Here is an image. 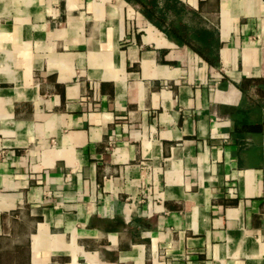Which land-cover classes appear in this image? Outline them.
<instances>
[{"label":"crops","instance_id":"obj_1","mask_svg":"<svg viewBox=\"0 0 264 264\" xmlns=\"http://www.w3.org/2000/svg\"><path fill=\"white\" fill-rule=\"evenodd\" d=\"M157 2L0 0V264H264V0Z\"/></svg>","mask_w":264,"mask_h":264},{"label":"trees","instance_id":"obj_2","mask_svg":"<svg viewBox=\"0 0 264 264\" xmlns=\"http://www.w3.org/2000/svg\"><path fill=\"white\" fill-rule=\"evenodd\" d=\"M129 2L134 1L135 3L141 5L145 10L147 16L151 20H155L159 25H167L168 28H176L172 24L166 23V13L169 10V5L165 8H160L158 5L157 0H127ZM181 28H185V26H181ZM173 34L181 40L186 39L185 35L183 36L182 33L179 31L172 29ZM204 35V38L202 37ZM199 39L204 40L205 46L204 48L197 47V51L207 59L212 65H216L218 63L217 58L214 56V43L216 41L215 35L212 32L204 31V33H199ZM185 41V40H183ZM264 129V128H263ZM256 131L262 130L261 127L254 129Z\"/></svg>","mask_w":264,"mask_h":264}]
</instances>
